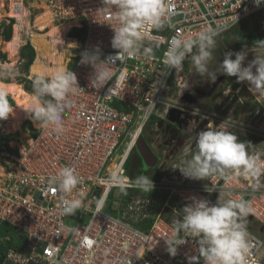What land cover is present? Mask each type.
Segmentation results:
<instances>
[{"label":"built area","instance_id":"obj_1","mask_svg":"<svg viewBox=\"0 0 264 264\" xmlns=\"http://www.w3.org/2000/svg\"><path fill=\"white\" fill-rule=\"evenodd\" d=\"M25 2L30 6L28 11L36 5L40 14L44 10L50 13L53 24H69V30L81 33L78 52L68 70L76 75L79 88L67 97L61 133L57 134L53 125L38 122V127L33 128L31 135L27 134L16 151L0 146V228L11 227L23 238L20 247L6 249L3 263L188 264V257L198 255L195 238L186 237L187 242L177 246V254L169 255L164 239L171 238L173 224L165 215L174 218V210L190 203L192 197L210 202L219 197L234 200L243 197L248 203L247 216L264 230V127L253 128L231 120L222 122L219 114L204 112L184 100L187 90L182 84L183 72L191 54L172 69L163 63L164 52L173 37L194 38L209 26L219 30L218 37L240 20L264 10V3L164 0L162 34L150 27L152 40L144 42L145 46L149 43L154 46L153 55L145 56L141 50L135 57H117L118 50L112 48L111 40L113 29L119 26L118 10L107 0H22L24 7ZM13 9L21 13L19 5ZM97 47L101 60L114 59L109 69L111 80L100 88L91 84L92 66L81 63V54ZM253 59L246 57L244 64ZM242 84L257 102L258 112L264 114V90L253 89L246 82ZM242 84L234 90L237 94ZM174 110L185 114L192 124L202 119L208 120L206 125L219 122L220 129L250 134L263 142L262 150L250 153L258 158L262 171L259 179L232 170L203 180L185 178L176 167L190 158L186 149L195 152L193 138L171 163L169 171L152 180L154 187L150 192L136 187L128 177L125 163L132 146L125 158L110 167L112 156L125 136L131 135L132 130L140 132L153 116L168 115ZM64 166L72 167L81 180L71 193L47 182ZM41 176L46 178L43 182ZM120 185L135 190V194L122 204L109 201L113 189H121ZM68 199L82 200L81 208L73 215L63 212V201ZM67 220H73L74 225H67ZM145 220L150 221L147 230L136 227ZM10 237L0 236V244L10 241ZM248 239L250 261L264 264L260 258L264 240L249 232ZM199 264H203L202 258Z\"/></svg>","mask_w":264,"mask_h":264},{"label":"clouds","instance_id":"obj_2","mask_svg":"<svg viewBox=\"0 0 264 264\" xmlns=\"http://www.w3.org/2000/svg\"><path fill=\"white\" fill-rule=\"evenodd\" d=\"M255 3L259 5L264 0H255ZM107 4L118 10L116 19L119 26L113 29L111 40L112 48L118 50L117 57H135L141 50L145 56H152L154 46L151 43L145 46L144 42L152 40L148 30L150 27L160 29L164 26V0H107ZM218 34V29L209 26L194 38L173 37L164 52L163 63L172 69L180 66L191 54V62L197 72L208 75L215 82L218 75L209 71L208 63L213 58L212 50ZM256 47L264 49V40H258ZM193 49H196L194 54ZM246 56L247 52L243 50L226 52L219 64V72L235 77L238 83L246 82L253 89L264 90V56L257 55L245 65ZM81 63L94 69L91 78L93 87L100 88L111 80L109 69L114 59L108 57L101 60L98 47L92 51L85 50L81 54ZM32 88L26 112L34 122L53 125V130L61 133L68 108L67 97L79 88L76 75L64 70L57 71L51 78L36 77ZM12 112L7 94L0 92V120L7 119ZM194 146V153L190 149L185 150L190 158L182 160L176 167L185 178L203 180L213 174L222 176L232 170L258 180L262 174L258 158L248 152V143L239 141L237 135L226 128H217L212 122L196 133ZM45 179L44 176L40 177L42 182ZM47 182L62 192L71 193L81 180L72 167L64 166L48 177ZM134 184L144 192H150L154 187L150 177L143 174L135 177ZM120 187L123 190L124 186ZM81 206V199L64 200L63 212L73 215ZM248 212V203L243 197L239 200L227 199L222 203L192 197L190 203L180 210H174L172 236L164 239L167 252L174 257L177 246L185 244L186 237H192L195 238L198 255L188 257V264H199L201 258L203 264H252L247 228L241 222V217H246Z\"/></svg>","mask_w":264,"mask_h":264},{"label":"rangeland","instance_id":"obj_3","mask_svg":"<svg viewBox=\"0 0 264 264\" xmlns=\"http://www.w3.org/2000/svg\"><path fill=\"white\" fill-rule=\"evenodd\" d=\"M17 0H0V24L2 22L8 23L9 19L14 20V24H16V18L11 17L10 13V5L12 7ZM21 1V0H19ZM14 2V3H13ZM4 4V7L2 8ZM30 4V2H29ZM29 7L28 2H25V8ZM28 11V10H27ZM40 10L36 8V5L32 7L26 19H24L25 24H21V31H33L37 33V30L34 28V22L36 17L40 16ZM11 17V18H10ZM28 25V26H27ZM61 25V24H59ZM68 25V24H67ZM51 26H58L52 23L51 19ZM70 27V25H69ZM24 28V29H23ZM48 31L46 28L45 32ZM157 34H162V29L154 30ZM39 33V32H38ZM44 33V32H43ZM12 34H13V27H12ZM219 37V36H218ZM29 38V37H28ZM28 38L25 40L29 41ZM0 42L3 43L4 41L0 37ZM224 45L222 40L217 38L216 39V46L212 50L213 51V58L208 63L209 71H214L217 73V79L215 82H212L208 75H201L197 72L195 67L191 62V55L189 56L188 65L186 70L183 72V88L187 90L183 96V99L190 102H193L194 106L201 109L204 112H213L219 114L221 119L220 121L224 122L225 120H231L235 122H242L247 123L253 128H263L264 127V114L262 111L258 113V105H255L253 101V97L251 96V92H249L245 85L242 84V89H245L241 94L236 93L232 89L231 82L235 81V77H229L219 72V64L222 61V54L220 53V48H223ZM253 50L250 47L243 46L240 48L239 51L243 50L247 52L246 57L255 58L257 55L264 56V49L261 48H254ZM231 49H226V52H229ZM0 52L5 53L0 47ZM196 52L194 50L193 54ZM234 58V57H233ZM19 60V61H18ZM67 63V61L65 62ZM25 75L23 71V61L18 59L17 54L14 59H10L8 54L6 53V60H0V81L10 80V82L19 83L20 78ZM48 78V77H45ZM34 79V78H32ZM31 79V80H32ZM247 84V83H246ZM22 85V84H20ZM23 87V85H22ZM237 94V95H236ZM236 95V96H235ZM233 97L230 101L229 99ZM11 98V97H10ZM179 99V98H178ZM248 100V105L245 104V101ZM262 101V100H260ZM257 103V102H256ZM254 104V105H253ZM14 107V104L12 108ZM224 107V109H222ZM158 112V111H157ZM160 113V111H159ZM5 120L1 121V128L0 132L4 133L7 136H11V140L7 143V148L14 151L17 148H20L27 137V134H32V130L34 127H38V122H34L30 115L24 118L20 124L18 130H12L10 128V115ZM155 120H150L144 128L139 132V130H132L131 135H127L123 138L121 143L119 144L117 150L112 156L115 165L119 159L125 158L129 149L130 154L128 156V167L125 166L126 170L128 171V177L132 180H135V177L138 175H147L150 177L151 180L158 175H164L169 171L171 163H173L181 153L184 147L188 145L193 138L195 140V135L197 132L204 130L206 128V123L208 120H203L197 124H192L189 119L185 116V114L181 113L180 111H171L168 115H162L160 117L154 116ZM157 118V119H156ZM30 124V125H29ZM217 128L220 126L219 122H216L215 125ZM196 129V130H195ZM137 131V132H136ZM139 133V134H138ZM142 134L145 139L148 140V143L153 150V152L158 156V163L157 165L151 169L148 168L143 160L141 159L137 149L135 148V137ZM237 135L238 140L241 142L248 143V152L249 154L255 150H262L263 142H260L259 139L251 136L250 134L244 133H234ZM137 136V137H138ZM1 145H5L4 143ZM123 154V155H121ZM113 162V161H112ZM150 169V170H149ZM1 172V171H0ZM2 174V172H1ZM135 190H128V189H113L110 194L109 201H117L120 204L125 203L129 199L126 197L131 194H135ZM227 199L219 197L213 201L212 203L224 202ZM110 204V202H109ZM165 218L173 224V217H170L169 214L165 215ZM241 222L245 224L247 228V232L253 233L259 236L261 239L264 240V230L257 224L253 219L250 217H241ZM67 225L73 226V220H67L65 222ZM5 236V235H4ZM14 242L12 246L20 247L23 243V238H18L13 233ZM22 237V236H21ZM11 247V246H10ZM7 247V248H10ZM260 258L264 261V244L260 251ZM179 262L178 260H175ZM2 264H8L4 262Z\"/></svg>","mask_w":264,"mask_h":264},{"label":"bare ground","instance_id":"obj_4","mask_svg":"<svg viewBox=\"0 0 264 264\" xmlns=\"http://www.w3.org/2000/svg\"><path fill=\"white\" fill-rule=\"evenodd\" d=\"M15 5L20 6L21 13H16L14 11L13 8ZM23 8L25 7L22 4V0H17L14 3L13 7L12 4L10 5L9 15L11 17L16 18L17 21L16 24L13 26V34L11 40L3 43L0 42V47H2V50L8 54L10 59L15 58L17 49L23 42L22 31L20 28L21 24L24 23V19H26L28 14L27 9ZM34 28L37 30V33H34L33 31H28L27 36L29 37L30 43L33 46L36 54L34 61L29 67L28 74L35 77L51 78L53 74L57 71L64 70L63 67L66 61L62 57L63 53L61 51L62 48H64V32L70 28L69 24L51 26L50 13L47 10H44L40 14V16L36 17L34 22ZM46 28H48L49 30L45 32L44 30ZM0 92L6 93L7 96L11 97V99L13 100L14 107L13 112L10 115V128L12 130H18L22 120L29 116V114L26 112V106L31 94L28 93V91L26 92L23 89L22 85L18 83L4 81H0ZM137 136L135 137V143L137 142L139 137ZM115 166L116 165L113 160L110 167L114 168Z\"/></svg>","mask_w":264,"mask_h":264},{"label":"trees","instance_id":"obj_5","mask_svg":"<svg viewBox=\"0 0 264 264\" xmlns=\"http://www.w3.org/2000/svg\"><path fill=\"white\" fill-rule=\"evenodd\" d=\"M14 23L15 22L13 19H9L8 23L2 22L0 24V37L2 38L4 42H8L11 40L12 27ZM80 34H81L80 32H76L72 30L68 35L70 37H79L81 39ZM217 38L221 39L224 45L223 48H220V53L222 54V60H223L224 54L226 53L227 48L231 49L232 52H238L240 48L243 46L256 47V42L258 40H264V10L254 13L243 20H240L230 30L226 31L225 33L221 34L219 37H216L215 39ZM19 57H20V60L23 61V71L25 75L20 78V82L18 84H22L23 89L26 92L28 91V93L32 94L33 92L32 83L36 77L31 80V79H28L27 76H28V69L35 58V50L32 47V45L29 43V41H27L26 44L20 48ZM0 60L5 61L6 54L0 52ZM185 67H187V64H185ZM4 82H10V80H5ZM239 85L240 83H238L236 80L231 82V86L233 90H236L239 87ZM243 91H245V89L240 90L239 93L241 94ZM7 98L9 100L10 105L13 106L14 104L13 100L9 96H7ZM248 103H249L248 100L245 101L246 105H248ZM254 104L258 105L257 103H254ZM151 119L155 120L154 116ZM1 121L2 120H0V128L2 124ZM10 140H11V136H7L4 133L0 132V146L1 144L4 143L5 146L7 147V143ZM146 141L148 142L147 139ZM125 166L128 167V158L126 160ZM161 176H162L161 174H158L154 178V180L159 179ZM130 196L131 194H129L126 197V199L127 198L129 199ZM149 225H150V221L145 220L144 222L137 223L136 227L141 230H147L149 228ZM13 233L17 236V234L13 231L11 227L2 225L0 228V236H4V235L11 236L10 241L0 244V264H2L4 261L5 251L7 247L12 246L14 242ZM17 237L22 238L21 236H17Z\"/></svg>","mask_w":264,"mask_h":264},{"label":"crops","instance_id":"obj_6","mask_svg":"<svg viewBox=\"0 0 264 264\" xmlns=\"http://www.w3.org/2000/svg\"><path fill=\"white\" fill-rule=\"evenodd\" d=\"M30 7V6H29ZM29 7L27 8V10L29 9ZM29 12V11H28ZM15 25V24H14ZM13 25V26H14ZM24 25H26L25 24V22H24ZM24 29V28H23ZM49 30V29H48ZM72 30H66L65 32H64V38H63V42H64V48H62V57L65 59V61H67V63H65L64 64V67H63V69L64 70H69L70 69V67H71V62H72V58H73V56H75L76 54H77V52H78V49H79V44H80V42H81V39L79 38V37H70L68 34L71 32ZM75 31V30H74ZM77 32V31H76ZM22 36H23V42L20 44V46L18 47V49H17V52H16V54H17V57H18V59H20V57H19V50H20V48L23 46V45H25L26 44V42H27V40H25V38H28L27 36H28V32H26L25 33V31L23 30L22 31ZM81 36V35H80ZM82 38V37H81ZM29 39V38H28ZM65 40V41H64ZM29 43H30V39H29ZM31 44V43H30ZM66 45V46H65ZM33 47V46H32ZM67 47V48H66ZM66 48V49H65ZM68 52H67V51ZM67 52V53H66ZM3 53V52H2ZM4 54H6V53H4ZM36 55V54H35ZM65 56V57H64ZM19 61V60H18ZM34 61V60H33ZM45 64H46V62H45ZM63 70V71H64ZM28 73H29V69H28ZM27 78L28 79H32V78H35V76H31V75H29L28 74V76H27Z\"/></svg>","mask_w":264,"mask_h":264},{"label":"water","instance_id":"obj_7","mask_svg":"<svg viewBox=\"0 0 264 264\" xmlns=\"http://www.w3.org/2000/svg\"><path fill=\"white\" fill-rule=\"evenodd\" d=\"M135 148L137 149L141 159L148 168H154L158 163V156L153 152L150 145L143 137L142 134L139 135L137 142L135 143Z\"/></svg>","mask_w":264,"mask_h":264}]
</instances>
